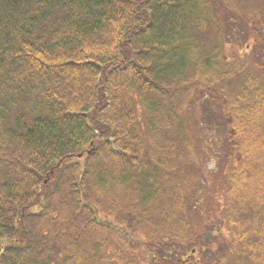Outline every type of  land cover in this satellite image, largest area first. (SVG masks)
I'll return each instance as SVG.
<instances>
[{"label":"trees","instance_id":"16d2710c","mask_svg":"<svg viewBox=\"0 0 264 264\" xmlns=\"http://www.w3.org/2000/svg\"><path fill=\"white\" fill-rule=\"evenodd\" d=\"M248 2L0 0V264H264V75L226 52L254 39L264 69Z\"/></svg>","mask_w":264,"mask_h":264},{"label":"rangeland","instance_id":"374dc122","mask_svg":"<svg viewBox=\"0 0 264 264\" xmlns=\"http://www.w3.org/2000/svg\"><path fill=\"white\" fill-rule=\"evenodd\" d=\"M256 3V5H255ZM247 8H249L248 10L245 11V15H246V20L248 21V23L251 24V22H253L255 19V16L260 13V11H262L264 9V0H261V2L258 0H249V2L247 3ZM251 8V9H250ZM250 28V27H249ZM264 28V27H263ZM243 30V29H241ZM245 40V39H244ZM246 44V42H245ZM254 39H250L248 41V47L245 48V45H243V49L239 50V46L237 45H229L228 48H226V52L227 54L230 56L231 63H244V62H249L250 64V71L255 73V74H259V75H264V69L259 67V62L261 61V57L260 58H254V54L257 53L255 47H254ZM258 59V60H256ZM258 62V63H257ZM262 62V61H261ZM257 66V67H256ZM259 67V68H258ZM252 77L256 78L255 75H251ZM264 78V77H263ZM200 95H204V94H200ZM205 100V99H203ZM201 100V101H203ZM196 108L198 110L195 111L196 114L201 110L202 104L200 103V101L196 102ZM211 109L214 112V115L217 114L219 116V110H220V105L219 103H215ZM209 123H211L210 121H208ZM194 125L197 126V128H192V130L190 131V134L192 135V137H194L195 139H198L202 144L201 147L203 148V152L201 150L200 154H201V158H200V164L198 167L201 170V174L200 175H193L190 177V184L191 187L194 186L196 184V182L200 181V180H204V183L206 184V192L201 194V199L205 200L207 203L209 204H213L216 206L217 203L220 204H224L226 202L225 200V188H228V179L227 181H224L223 179V174L219 175L218 171H219V166H220V161L221 164H226L225 162V157H224V152H222L223 154H220V148L219 145H215L216 142H214V144H212L211 142H209L207 139L209 138H217V137H221L222 134L220 133L219 129L217 127L212 128L211 126L208 127V133L205 134L204 131H202V129L204 128L203 126V122L202 119H199L195 121ZM219 150V151H218ZM219 152V156L218 158H215L214 156H211L209 154L213 153V152ZM209 153V154H207ZM207 155H209L207 157ZM221 159V160H220ZM222 166V165H221ZM214 207V206H213ZM193 221H196L195 225H197L198 227H202L199 226V222L197 219L193 218ZM206 229V226H203ZM207 231H203L202 233H204ZM222 235H223V239L224 240H228L231 237V231L230 228L228 226L223 227V231ZM110 236L116 241L117 244H122V243H129L131 246H138L137 243H132L137 242V238H134L132 236H129L128 234H123L122 232H111ZM222 241V239H221ZM137 244V245H136ZM221 242L218 241L216 246L218 247V245H220ZM147 251H145L144 256H146ZM144 264V263H143Z\"/></svg>","mask_w":264,"mask_h":264}]
</instances>
